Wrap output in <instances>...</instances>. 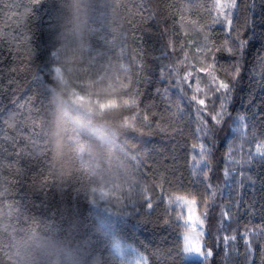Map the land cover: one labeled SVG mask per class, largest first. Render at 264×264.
<instances>
[{"label":"trees","instance_id":"16d2710c","mask_svg":"<svg viewBox=\"0 0 264 264\" xmlns=\"http://www.w3.org/2000/svg\"><path fill=\"white\" fill-rule=\"evenodd\" d=\"M230 2L0 0V264H194L176 202L192 195L207 264H264V0H237L231 26L215 7ZM213 75L233 86L208 140L197 109L211 124ZM202 142L208 204L193 175ZM230 148L251 162L229 163ZM216 205L227 246L210 235Z\"/></svg>","mask_w":264,"mask_h":264},{"label":"snow or ice","instance_id":"6c2138e0","mask_svg":"<svg viewBox=\"0 0 264 264\" xmlns=\"http://www.w3.org/2000/svg\"><path fill=\"white\" fill-rule=\"evenodd\" d=\"M217 9L220 10L221 14L225 15V18L227 20V23L229 26L232 24V9H236L238 7L237 0H231L229 4L224 5L225 8H227L229 11L227 13L223 12V9L217 3L215 5ZM227 44V42H226ZM244 47V42L239 40L237 37L235 41V50L232 47L227 48V51L230 54H233L235 52H239ZM199 51V49H198ZM208 51H211V49H208ZM219 51V49H217ZM180 64H183L184 61L181 60L179 62ZM212 65H209V68H211ZM172 71L176 72L177 77L179 78V68L177 66H173ZM201 72H208V69L201 68L199 69ZM240 74V68L235 67L234 72L232 74V80L235 81ZM192 75V72H188L187 75L183 77V80H187L189 76ZM212 80L216 82L218 80V84L214 88L215 100L219 101V109L214 111V114L211 115V124L209 123L208 119L202 114V110L200 108L197 109V116L200 121V124L203 125L202 127L197 128V132L201 135L203 138H207L208 140H211L214 138V130L216 126L221 125L226 117L230 116V113L227 109V102L230 98V93L232 89V84L230 82H227L223 79H218L215 75L212 76ZM197 91H200V89L197 87ZM192 100L196 101L199 105L204 106L205 100L199 99L197 100V97L193 95L191 97ZM135 103V100L133 101ZM215 103V102H214ZM177 110H179V103L177 102ZM149 118L147 115L144 116V120L147 121ZM245 117L239 116L234 118V122H238L240 128L247 127L245 124ZM237 130H240L239 128ZM199 147L198 157L193 156V160L195 161V164L193 166V175L196 177H203L202 180L199 181V183H202L204 186L205 191V198L204 203L208 204L209 202H214L216 197V191L213 187V185L210 182V178L208 173L211 171V149L208 146L207 143H200L199 145L193 144L192 148L196 149ZM231 148L229 149L228 154V161L229 163H234L237 165H242L244 163H250L251 162V155L249 156V159L247 161H244L242 159L236 160L231 155ZM256 154L264 157V143L258 144L256 147ZM230 175L229 170L226 168L224 171L225 179H227ZM198 181L194 180V183H197ZM178 202H182L184 205H188L190 208H194L198 201L196 195H192L191 199H189L186 196H181L176 198ZM149 207L152 205L149 204ZM224 221H228L230 219L229 213L227 211H224L222 213ZM188 220L191 222L189 225L186 223L185 225V233H184V243L182 247V255L184 259H187L188 257H191L194 264H207L210 257L213 256V251L210 248H207L205 245H203L201 238L203 237L204 233L202 231L204 220L197 217L195 221L192 220V217L189 216ZM223 223V221H222ZM197 225L200 226V231H197ZM248 234L245 233L242 238L245 239V244H247L249 247H251L248 239ZM237 237L235 235L232 236H224L222 237L223 243L227 246L230 241H235ZM119 250V246H117Z\"/></svg>","mask_w":264,"mask_h":264},{"label":"rangeland","instance_id":"374dc122","mask_svg":"<svg viewBox=\"0 0 264 264\" xmlns=\"http://www.w3.org/2000/svg\"><path fill=\"white\" fill-rule=\"evenodd\" d=\"M79 105L80 107L85 110V108L87 107V102L84 101V100H81L79 101ZM176 202L180 205V207L182 209L185 210V220H184V223L186 225V223H188L189 225L191 224V222L188 220L189 216L192 217V220L195 221L197 217L201 218L204 220V224H203V228H202V231L204 233L203 237L201 238L202 240V243L203 245L206 246L205 244V241H204V238L209 234V231H207L206 229V218L204 217V215H200L198 212H197V205L194 207V208H190L188 205H184L182 202H178L176 200ZM216 209H217V212H216V215L214 216L213 218V231L212 233H210V235H212V238L218 242V240H220V238L222 237V227L223 225H225V221H224V218H223V215L222 213L224 212L222 208H220V206L216 205ZM223 221V223H222ZM201 229H200V226L197 225V231L199 232ZM183 237H184V234H183ZM187 259L189 260H192L191 257H188ZM137 264H145L144 261L142 259L139 258Z\"/></svg>","mask_w":264,"mask_h":264}]
</instances>
